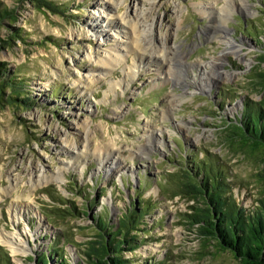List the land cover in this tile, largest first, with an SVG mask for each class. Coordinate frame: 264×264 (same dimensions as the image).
I'll list each match as a JSON object with an SVG mask.
<instances>
[{
  "label": "rangeland",
  "instance_id": "obj_1",
  "mask_svg": "<svg viewBox=\"0 0 264 264\" xmlns=\"http://www.w3.org/2000/svg\"><path fill=\"white\" fill-rule=\"evenodd\" d=\"M50 1L58 13L37 0H0L10 12L0 18V236L25 245L15 256L0 241V252L11 264H38L55 243L70 264H87L81 249L97 231L90 216L115 224L149 207L132 232L137 246L123 251L129 263L236 264L185 224L193 202L177 185L183 169L207 163L236 203L259 204L262 162L232 143L227 124L246 100L264 98L255 78L264 72V0ZM137 9L140 36L157 47L144 57L116 35L120 17ZM229 41L238 56L211 68ZM110 55L114 66L103 64ZM59 170L61 184L31 188ZM70 206L87 215H68Z\"/></svg>",
  "mask_w": 264,
  "mask_h": 264
},
{
  "label": "trees",
  "instance_id": "obj_2",
  "mask_svg": "<svg viewBox=\"0 0 264 264\" xmlns=\"http://www.w3.org/2000/svg\"><path fill=\"white\" fill-rule=\"evenodd\" d=\"M37 1L41 7L59 12L60 7L55 2ZM9 15L10 12L5 6L0 5V18ZM14 35L20 36L18 31ZM259 59L264 64V52ZM255 78L264 88V72H256ZM13 80L10 79L9 82L12 87ZM17 95L12 94L11 99L26 106V96ZM240 114L239 118L227 124L231 133L229 139L232 143H238L243 154L259 157L262 172L258 175L264 177V98L259 102L246 100ZM205 165L203 167L198 162L194 164V168L183 169L184 175L178 182L177 194L193 202L188 205V213L183 214L187 218L185 224L192 228L204 243L214 245L218 251H226L232 255L237 261L236 264H264V180L258 206L245 209L236 203L230 184L221 177L222 173L216 168L212 170L207 163ZM55 208L60 209L57 206ZM145 208L136 207L125 212L115 224H110L103 216H90L97 231L81 249L84 261L87 264H131L129 259L123 256V251L132 250L137 246V237L132 235V232L136 234L139 226L144 225L149 207ZM66 212L72 217L75 216L72 212H75L76 216L87 215V212L75 211L71 206ZM49 247L50 254L39 255L36 259L38 264H70L55 243ZM8 257L6 253L0 252V264H11Z\"/></svg>",
  "mask_w": 264,
  "mask_h": 264
},
{
  "label": "bare ground",
  "instance_id": "obj_3",
  "mask_svg": "<svg viewBox=\"0 0 264 264\" xmlns=\"http://www.w3.org/2000/svg\"><path fill=\"white\" fill-rule=\"evenodd\" d=\"M222 12L226 13L224 9H223ZM133 14H134V19H131V18H129V19L127 18L126 19V17L125 18L120 17L119 24H120L121 27H123V30H120L119 33L117 32L116 35H118V37H120V38H130L132 40V43L135 44L134 48L137 49V51H140V49H143V51H142L143 54L140 55L141 57L144 54H146V56L147 55H152V51L154 52L157 47H156L155 44L152 43V40H150V39L148 40L145 36H144L145 38L143 37V39H142V37L140 35L143 33L144 29H140V26H138V21H137L139 18H143V15L145 17V13L142 10L138 11V9H137V10L134 11ZM146 18H147V16H146ZM120 26L119 27L116 26V27H118V29H120ZM94 27L98 28V27H101V26H99L98 24H94ZM105 27L106 28L107 27L108 28L109 27H113V22H111V20L108 19L106 21ZM218 27H221V26L219 25ZM109 30H111V29H109ZM105 31H107V30H104V29L101 30L100 31V35L105 33ZM106 35L108 36L107 32L105 33L104 36H106ZM139 37L142 39V42H141V40H139ZM227 43H230V45H231L230 49L225 48V50H223L221 52L220 57L218 59L214 58L215 62H213L211 64H208L211 68L216 67V65L217 66L220 65L221 64L220 60H222V58L224 59L225 57H227V55L231 54V55H234V56H238V52L240 51V49L238 47H236V45H233L230 41L227 42ZM118 44H119V42H118ZM132 50H133V48H132ZM162 54H160V55H162ZM137 56H138V53H137ZM163 56H165V55H163ZM113 61H114V59H111V55H110L108 57V62L107 63L103 62V60L97 61V62H103L104 65L111 64L112 66H114L115 64H114ZM97 66L100 68L101 65H97ZM165 66L168 67L167 64ZM204 68L205 67H203V69ZM199 85H203V84L200 83ZM108 150L109 149L107 148L106 154H108V152H109ZM84 153L85 152H82V151L77 153V155H76L77 158L78 159L80 158V159L84 160V157H83ZM82 160H79V161H82ZM63 171L64 170H59V171L55 172L53 175H43L42 174L41 177L38 179V183L35 184V185H32L33 187H31V188L34 189L35 187L39 186L40 184L44 185V184H46V183H48V182H50L52 180H54L57 183L61 184L63 182V174H64ZM18 239L19 238L14 237L13 235H8V234H5V235L3 234V236H0V241L2 242V244L8 246L12 250V252H13V254L15 256L18 255L19 253L25 251L24 250L25 249V245L23 244L24 242L21 243V244H18ZM19 245L22 246V247H19Z\"/></svg>",
  "mask_w": 264,
  "mask_h": 264
}]
</instances>
